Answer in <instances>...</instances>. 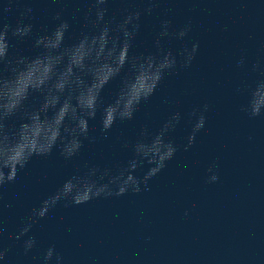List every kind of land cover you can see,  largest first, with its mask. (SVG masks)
I'll return each instance as SVG.
<instances>
[{
    "label": "water",
    "instance_id": "obj_1",
    "mask_svg": "<svg viewBox=\"0 0 264 264\" xmlns=\"http://www.w3.org/2000/svg\"><path fill=\"white\" fill-rule=\"evenodd\" d=\"M25 7L34 9L30 21L34 36L51 31L57 23L52 18L60 12L71 25L69 34L76 37L91 4L18 0L3 22L15 26ZM105 7V20L119 21L129 11L141 12V29L134 41L137 53L155 51L163 20L171 22V31L191 24L183 40L164 38L165 50L177 54L193 43H199V49L189 68L178 66L166 73L134 119L118 121L107 139L99 132L98 113L89 121L95 142L84 140L81 151L68 161L59 155V146L50 156L33 157L15 182L5 186L0 238L11 250L0 264H43L50 246L63 257V264H264V116L250 118L240 110L247 100L244 85L254 86L262 78L252 65L259 62L264 68V0H157L151 15L144 12L146 0H109ZM72 42L66 37V44ZM12 44L13 54L16 48L27 56L39 51L32 38ZM241 58L244 66L238 67ZM119 87L120 78L105 87V103L112 101ZM31 102L39 103V97ZM205 104V126L185 151L194 123L189 114ZM175 112L181 113L180 122L166 138L178 151L147 188L141 184L139 193L129 191L82 205L65 207L61 201L26 236L14 240L30 209L39 207L65 180L94 165L115 173L133 157L140 130L146 126L156 134ZM213 164L219 179L208 183ZM150 167L144 163L135 175L142 178ZM29 235L37 243L25 255L22 245Z\"/></svg>",
    "mask_w": 264,
    "mask_h": 264
},
{
    "label": "clouds",
    "instance_id": "obj_2",
    "mask_svg": "<svg viewBox=\"0 0 264 264\" xmlns=\"http://www.w3.org/2000/svg\"><path fill=\"white\" fill-rule=\"evenodd\" d=\"M17 2L4 0L0 4V202L2 190L15 182L33 157L50 156L59 146V155L68 161L81 151L84 140L95 142L96 136L90 135L89 121L95 120L98 113L101 117L99 132L105 139L118 121L133 120L139 106L154 94L165 74L178 66L189 68L199 49V43H193L177 54L171 49L165 50L161 41L166 37L183 40L191 31V24L171 31V22L163 20L154 42L155 51L135 52L141 12L129 11L119 21L115 17L105 20L108 12L105 5L109 0H89L91 7L85 10L84 22L76 37L69 34L71 25L60 12L52 18L57 23L51 31L44 30L34 36V25L30 22L34 19L32 7L19 12L15 26L3 22ZM146 2L148 7L144 12L151 15L157 0ZM66 37L73 42L66 44ZM25 38H32L33 47L39 50L36 55H23L18 48L14 54L11 52L15 47L12 40ZM237 66H244L243 58ZM252 69L259 71L262 78L254 86L244 85L247 100L240 110L255 118L264 116V68L257 62ZM117 78H120V87L112 101L105 103L104 89ZM35 96L39 97V103L31 102ZM207 111L205 104L202 110L194 108L189 114L194 123L185 151L204 128ZM180 119L181 113L175 112L154 135L143 127L132 146L133 157L115 173L110 168L94 165L83 175L69 177L39 207L30 209L14 240L26 236L33 225L61 201L65 207L82 205L101 197H120L129 191L139 193L141 184L147 188L148 181L158 175L178 151L173 141L166 137ZM123 147H128L127 142ZM144 163L151 167L142 178L137 177L135 171ZM215 167L213 164L208 168L211 173L208 183L219 179L213 170ZM3 232L0 226V237ZM36 243L35 236L29 235L23 241L24 254L27 255ZM6 244L7 241L0 238V261L11 250V245ZM43 264H63V257L50 246L44 252Z\"/></svg>",
    "mask_w": 264,
    "mask_h": 264
}]
</instances>
